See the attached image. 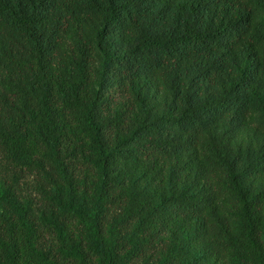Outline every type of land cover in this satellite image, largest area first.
Returning <instances> with one entry per match:
<instances>
[{
    "label": "trees",
    "instance_id": "obj_1",
    "mask_svg": "<svg viewBox=\"0 0 264 264\" xmlns=\"http://www.w3.org/2000/svg\"><path fill=\"white\" fill-rule=\"evenodd\" d=\"M0 264H264V0H0Z\"/></svg>",
    "mask_w": 264,
    "mask_h": 264
}]
</instances>
